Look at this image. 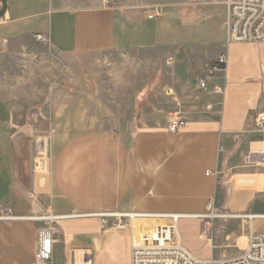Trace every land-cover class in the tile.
I'll return each instance as SVG.
<instances>
[{
    "label": "crops",
    "instance_id": "crops-1",
    "mask_svg": "<svg viewBox=\"0 0 264 264\" xmlns=\"http://www.w3.org/2000/svg\"><path fill=\"white\" fill-rule=\"evenodd\" d=\"M6 1L0 67L28 39L30 57L45 68L41 81L48 83L50 51L70 61L56 83L85 87L87 70L102 84L87 97L98 117L80 109L66 116L73 94L37 88V74L19 90H0V205L19 216L77 214L61 220L52 264H131L134 242L158 221L103 224L104 211L188 214L178 222L182 245L218 262L240 256L250 235L264 232V166L244 165L250 149H264V132L254 126L264 111V42L228 41L224 1L168 0L152 19L129 2ZM221 53L226 69L201 88L206 64ZM106 64L105 80L98 68ZM45 99V109L33 108ZM175 112L187 125L171 132ZM42 157L48 172L37 167ZM211 203L216 215L200 217ZM41 225L0 220V264H35Z\"/></svg>",
    "mask_w": 264,
    "mask_h": 264
},
{
    "label": "built area",
    "instance_id": "built-area-1",
    "mask_svg": "<svg viewBox=\"0 0 264 264\" xmlns=\"http://www.w3.org/2000/svg\"><path fill=\"white\" fill-rule=\"evenodd\" d=\"M210 3L224 1L228 7L227 37L230 42H264V0H207ZM163 9L156 6L147 16L148 18L161 17ZM38 41H47L42 35H37ZM227 54L221 53L217 58L206 64V75L199 79L201 88L207 87V79L226 69ZM169 64L172 61L169 60ZM215 91L222 94L224 87L215 86ZM172 93V90H169ZM208 104L207 108H212ZM187 122L180 112L171 116L168 129L178 132L185 128ZM254 126L264 132V111H259L254 118ZM244 165L247 167L264 166V149H250L244 156ZM37 167L42 172L48 171V160L42 157L37 162ZM213 173V171H208ZM215 173H218L217 171ZM209 211L200 214L204 219L215 216L213 204ZM77 214H59L53 210L31 216L15 214L10 205H0V220L12 221L16 219H33L42 222L37 228V249L35 264H52L53 244L57 236L62 233L61 220ZM102 223L107 224L109 217L127 218H154L158 222L151 231L142 233L132 247L131 264H264V232L251 234L245 251L238 257L216 261L214 259L196 258L191 251L185 248L178 234V222L188 214L181 213H142V212H112L98 213Z\"/></svg>",
    "mask_w": 264,
    "mask_h": 264
},
{
    "label": "rangeland",
    "instance_id": "rangeland-1",
    "mask_svg": "<svg viewBox=\"0 0 264 264\" xmlns=\"http://www.w3.org/2000/svg\"><path fill=\"white\" fill-rule=\"evenodd\" d=\"M168 0H105V3H108L110 5H122L123 3L129 2L130 4L134 6H138L146 11L150 10L152 11L156 6L160 4H164ZM42 43H45V41H40ZM33 42L28 39L20 40L19 43L14 46V49L5 56V60L8 61V66L1 65L0 67V90L7 91L10 90H19V87L22 86L25 81L26 77H31L32 75L37 74L36 76H33L34 80L37 81V88H44V90L48 91V93H52L55 90L58 89H65L66 91L73 94L74 99L70 97L65 102L67 103L65 107L66 108V116L69 117L70 114H74L80 109L82 112L86 113V117L89 116V112L95 113L97 117L100 114L98 106L94 107V104L89 103V99L87 97L94 98L93 96L97 94L98 88L100 87L99 84L92 75L89 74L87 70H84L81 72V78L85 80V87H76L73 86L71 83H68L66 80L63 79V82L56 83L57 76H66V70L62 71L61 64L64 62L66 66L70 61L65 58H58L55 56H52L51 52L48 51L49 54V62L47 66V73H48V83H45V81H41V73L44 74L45 68L40 67L39 64L36 63L35 59L33 57H30V51L34 48L32 45ZM3 58V57H2ZM72 61V60H71ZM6 62V61H5ZM110 65L106 64L98 69H100V72H102L104 79H107L108 72L110 68L108 67ZM37 78V79H36ZM66 78V77H64ZM43 82V83H40ZM48 85V86H47ZM80 91V94L78 92ZM78 96L80 97L78 99ZM86 98V99H85ZM91 101V100H90ZM93 102V101H91ZM48 103V99H45L43 101H40L39 103H35L33 105L34 109L43 108L45 109ZM65 116V118H66ZM64 118V119H65ZM88 120V119H87ZM87 124L88 121H87ZM49 166V165H48ZM49 171V168H48ZM47 171V172H48Z\"/></svg>",
    "mask_w": 264,
    "mask_h": 264
},
{
    "label": "water",
    "instance_id": "water-1",
    "mask_svg": "<svg viewBox=\"0 0 264 264\" xmlns=\"http://www.w3.org/2000/svg\"><path fill=\"white\" fill-rule=\"evenodd\" d=\"M0 19L4 16L6 9H7V1L6 0H0Z\"/></svg>",
    "mask_w": 264,
    "mask_h": 264
}]
</instances>
